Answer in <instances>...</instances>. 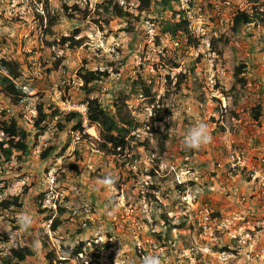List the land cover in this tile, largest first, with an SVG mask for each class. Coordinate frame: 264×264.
<instances>
[{
    "label": "rangeland",
    "instance_id": "1",
    "mask_svg": "<svg viewBox=\"0 0 264 264\" xmlns=\"http://www.w3.org/2000/svg\"><path fill=\"white\" fill-rule=\"evenodd\" d=\"M112 1L137 14L136 1ZM251 2L189 0L182 10L179 0L175 9L185 12L200 52L186 39L159 38L156 27L146 26L151 17L144 14L140 22L130 21L136 39L127 46V20L103 12V0H49V11H62L65 3L80 13L72 12L74 21H59L46 38L30 31L31 12L22 20L0 17V35L9 39L35 105L44 102L65 115L63 105L84 104L86 99L78 71L108 69L109 79L92 96L106 103L109 97L128 94V82L141 74L160 100L155 109L170 113L154 124L153 132L143 123L154 109L145 98L131 95L128 111L143 124L132 134L146 140L148 148H132L116 158L101 152L96 129L60 133L53 129L58 118L50 121L37 142L29 141V154L18 160L17 153L10 163L0 164V199L18 196L23 203L14 215L0 212V233L10 232L9 243L0 244V257L9 247L30 246L34 255L20 264H81L84 255L80 261L67 260L61 250L84 242L86 247L111 245L103 251L101 264H123L125 256L131 264H141L142 257L153 254L162 264H264V22L245 25L238 33L230 26L237 11L251 12ZM163 17L168 20L170 13ZM77 28L81 30L74 39L82 38V47L57 46L60 36L69 37ZM156 37L162 45L155 43ZM239 64L245 66L246 85L232 89L233 69ZM178 75L185 77L179 89ZM223 104L228 114L221 117ZM257 105L262 109L259 122L250 115ZM11 113L19 114L18 107ZM198 122L209 126L212 140L199 150H186L184 134ZM161 131L168 133L164 152L157 146L156 133ZM48 147H56L55 152L42 160ZM105 175L113 176L119 188L100 185ZM83 207L90 209L92 219L86 227L84 216L71 215ZM23 213L34 220L27 231L18 224ZM48 217H59L56 231ZM182 223L183 229L172 228ZM52 249L56 256L49 263L46 253Z\"/></svg>",
    "mask_w": 264,
    "mask_h": 264
},
{
    "label": "trees",
    "instance_id": "2",
    "mask_svg": "<svg viewBox=\"0 0 264 264\" xmlns=\"http://www.w3.org/2000/svg\"><path fill=\"white\" fill-rule=\"evenodd\" d=\"M126 3H129L132 0H125ZM136 1L137 6V14L133 15L129 11H127V7L120 6L118 3L112 0H103V5L99 8L103 9V12L112 14V18H124L127 20L128 25L124 29L127 34H131L130 40L127 42V46L130 45L132 41L136 39V33L133 25H131L132 20L135 22H140L141 15L150 16V19H147L146 26H154L157 28L159 32V38L167 35L170 41L180 40L181 38L187 39L195 43L194 38L192 40L190 31L188 30V21L185 16L184 11H177L175 9L176 4L179 0H133ZM37 2L42 4L43 7V16H38L39 19H44L45 28L43 30V37L46 38L53 35V28L61 21L62 19H68L69 21L75 20V15L72 12L80 13L77 6H73L69 8L65 5H62V11L57 10L56 12H52L48 10V2L49 0H37ZM251 12L249 10L237 11L232 19H231V31L233 33H238L241 27L256 23V22H264V3L258 4L259 0H252ZM165 12L170 13V18L165 20L163 14ZM75 13V14H76ZM83 16H85V12H83ZM99 15L102 14V11H99ZM41 20V22H42ZM107 23V21H104ZM81 29H74L72 35L69 37L60 36V39L57 43V46L64 47L67 45V48L72 50L78 49L83 46L84 41L82 38L75 40L76 37L80 33ZM159 38H153L157 45H162ZM2 42L9 41L7 36H3L0 38ZM55 44L53 40L48 45ZM198 43H195V47L198 46ZM61 60L57 61L56 66L60 63ZM9 72L14 76H21V63L17 59H13V61L6 63ZM178 65H174L173 68H177ZM245 70L244 64H239L233 69V79L234 85L232 89L244 88L246 85V79L243 77ZM116 74L117 71L114 70ZM111 72L108 69L104 71L96 70L90 71L88 69H82L78 71L76 74L77 79L81 82L82 86L80 90L86 96L84 104L87 107L86 120L89 127H95L98 135H99V149L104 154H108L109 156H113L114 158L122 155L123 152L128 151L132 148H148V142L144 140L140 142L133 132H136L138 129L142 127L143 124L150 127L153 132L155 123H162L164 118L169 116L170 113H163L166 109L160 108V110L155 109L159 104L160 100L155 99V95L152 91V88L146 84L145 78L141 75H137V79L134 81L128 82L127 87L129 88L128 94L121 93L118 96H114L110 99H106V103L102 102L99 97L92 96L93 93L99 88V84L101 82H106L110 77ZM183 75H178L176 88L179 89L180 85L183 83ZM169 79H166V81ZM171 83L169 81L168 86ZM92 94V95H91ZM89 95L91 97H89ZM131 95L137 97L138 95H142L148 104L152 106L153 115L150 116L149 120L146 123H141L138 119L131 116L128 111L129 101L131 100ZM9 103L10 107L13 109L15 107L20 106L21 95L15 91L13 86L6 78L0 77V105L4 102ZM161 105H163L161 103ZM10 107H8L10 109ZM21 107V106H20ZM36 113L37 116L33 120L32 124H25L27 126H21L19 124V114L16 116L8 115L6 112H2L0 114V128L4 133L5 138L0 141V164L10 163L12 159L15 157L17 153V159L21 160L22 157H25L29 154V141L37 142L39 137L43 135L49 128L50 121H53L54 118H58L55 122L53 129L55 132H79L82 133V119L79 114L70 112L65 115H59L58 109H52V107L47 103H41L36 105ZM250 115L252 118L259 122L262 116V109L260 105H257L250 109ZM158 135V143L157 146L160 149V152H164L166 150V142L168 140V133L165 131H161L160 133H156ZM66 146H64L61 150L64 151ZM56 147H48L46 151L41 153V159H47L51 154L55 152ZM62 153V152H61ZM158 163V161H157ZM70 168L76 170L75 166L70 165ZM151 174L153 175L154 172ZM114 187L119 188L118 184L115 183ZM152 189H156L154 186ZM26 190L24 189V192ZM44 195V194H43ZM39 195L36 198L42 200L45 196ZM23 206L21 198L18 196L6 197L0 201V212H8L14 215V213ZM45 212V211H44ZM63 211L60 210V214ZM51 220V230L56 231V229L60 226L61 221L59 217H54ZM18 227H13V230H16ZM172 228L183 229L184 224H179L178 226H174ZM10 232L0 233V244L6 246L9 243ZM157 238L160 239V235H157ZM110 244L102 245L100 243L94 244L90 243L88 247H86V243L80 242L75 247H63L61 250V254L65 255L64 257L67 260H79V255H84L86 261H80L81 264H101L100 257L103 251L110 248ZM34 255V250L30 246H22V247H9L8 252L4 257H0V264H20L26 261L27 258H30ZM67 255V256H66ZM55 251L49 250L46 253V259L49 263H51L55 259ZM83 256V257H84ZM65 261V260H64ZM63 261V262H64Z\"/></svg>",
    "mask_w": 264,
    "mask_h": 264
},
{
    "label": "built area",
    "instance_id": "3",
    "mask_svg": "<svg viewBox=\"0 0 264 264\" xmlns=\"http://www.w3.org/2000/svg\"><path fill=\"white\" fill-rule=\"evenodd\" d=\"M189 0H180V5L182 10H184V8L187 6ZM212 2H216V0H212ZM188 8V6H187ZM243 11V10H241ZM28 12L32 13V18L29 22H31L30 24V31L32 33H34L36 36L41 37L43 36V30L45 28V21H43L42 19H39L38 16H43V7L42 4L37 2V0H0V17L4 18V19H8L9 21L15 19V18H19L20 20H22L24 18V15L27 14ZM187 18V17H186ZM42 20V22H41ZM188 23V30L190 31L191 34V38L193 40L194 38V34L192 33L193 27L190 24V21L187 19ZM28 22V23H29ZM3 37L0 35V38ZM195 40V39H194ZM206 46L207 48L210 47L209 41H206L204 39H200ZM186 41H188L186 39ZM9 42L10 41H4L2 42L0 39V77L1 78H6L10 84L13 86V88L15 89V91H17L20 95H21V100H20V106L18 109L19 112V121L24 123V124H32L33 120L36 118L37 113H36V105L31 101V97L33 94V90L30 87V85H28L26 82H23L21 79V76L18 77H14L10 72H9V68L7 66L6 63H9L11 61H13V59H15L12 55V52L10 50L9 47ZM195 43H199L198 41H194ZM198 45V44H197ZM195 47V44H194ZM197 49V52H200V50L198 49V46H196L195 48H193V50L195 51ZM163 50L160 51L161 56H165V53ZM202 54H204V52H202ZM172 84V83H171ZM210 84H213V81H210ZM140 98H142V95H140ZM144 98V97H143ZM9 100H7L8 102ZM222 102L224 103V99L222 100ZM10 107V105H9ZM158 107V106H157ZM23 108V109H22ZM11 107L10 109L8 108V106L6 107H2L0 105V114L2 112H6L8 115H13L11 113ZM61 109V107H60ZM62 112H64V114H68L70 112H74L80 115L81 119H82V129L84 131V129L87 128H91V129H96L95 127H89L87 120H86V114H87V107L86 104H69L67 103L66 105H63L62 107ZM228 114V111L226 109V105L223 104V107L221 109V117H224L225 115ZM170 118L169 116H167V119ZM227 131H229V128L225 125H223ZM5 138L4 133L1 131L0 128V141H2ZM236 165L232 164L231 167H235ZM187 198V197H186ZM189 201L188 203L190 204L193 200L192 197H188ZM2 199H0L1 201ZM46 202L48 203V201L44 200L43 204H46ZM45 206V205H43ZM71 215L73 216H84L85 220L84 222H82V227H86L87 224L92 220L90 218V209H88L87 207H83L81 211H79L78 209H74L72 210ZM103 254V253H102ZM80 257H82V255H79ZM102 258V255L100 257V260ZM143 258V257H142ZM123 264H131V259L129 256H125V258L123 259Z\"/></svg>",
    "mask_w": 264,
    "mask_h": 264
},
{
    "label": "clouds",
    "instance_id": "4",
    "mask_svg": "<svg viewBox=\"0 0 264 264\" xmlns=\"http://www.w3.org/2000/svg\"><path fill=\"white\" fill-rule=\"evenodd\" d=\"M212 140V135L209 130V126L204 122H198L194 126L190 127L184 134L183 147L186 150H199L201 147L209 144ZM116 183V179L111 175H105L99 180V184L107 188H112ZM33 216L30 213H23L19 216L18 224L21 229L27 231L33 224ZM39 241H35V244L39 246ZM54 250V249H52ZM56 253V252H55ZM141 264H162V261L157 255H145Z\"/></svg>",
    "mask_w": 264,
    "mask_h": 264
}]
</instances>
